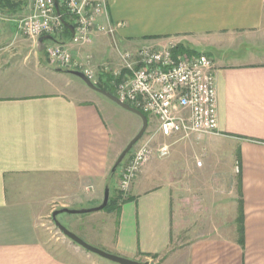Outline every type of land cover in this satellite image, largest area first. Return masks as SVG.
<instances>
[{"label": "crops", "instance_id": "1", "mask_svg": "<svg viewBox=\"0 0 264 264\" xmlns=\"http://www.w3.org/2000/svg\"><path fill=\"white\" fill-rule=\"evenodd\" d=\"M103 2L98 22L115 25L114 36L97 30L81 45L64 28L52 44L78 60L91 55L100 81L107 80L101 66L121 65L117 46L183 43L206 54L217 71L219 128L203 136L211 156L205 168L181 169L188 180L180 184L153 157L127 199L89 217L65 215L63 223L96 247L149 264H264V57L254 52L264 45V0ZM32 8L13 0L0 9L8 16L0 17V264H115L49 220L58 207L99 206L116 159L99 105L67 92L70 73L19 31ZM15 66L17 78L9 73ZM216 177L228 191L218 208L209 190ZM188 182L191 194L206 199L190 211L180 200Z\"/></svg>", "mask_w": 264, "mask_h": 264}, {"label": "built area", "instance_id": "2", "mask_svg": "<svg viewBox=\"0 0 264 264\" xmlns=\"http://www.w3.org/2000/svg\"><path fill=\"white\" fill-rule=\"evenodd\" d=\"M32 11L18 22L19 31L28 38L44 35L54 38L65 28L60 8L71 18L74 26L73 41L85 45L93 40L95 31L114 36L116 26L99 24L103 14V0H30ZM56 41V40H53ZM178 44H144L137 49L117 46L121 65L112 69L101 66L100 76L112 75L109 81L115 95L123 102L153 115L158 132L164 137L174 135L204 136L218 132L217 71L212 59L204 53L176 52ZM50 64L63 70L84 72L94 83L99 77L93 68L92 56L76 59L63 45L46 46ZM152 140L142 142L132 157L121 166L118 188L126 198L133 182L155 154ZM162 156L170 153L167 143L158 147ZM203 165L202 160L197 161Z\"/></svg>", "mask_w": 264, "mask_h": 264}, {"label": "rangeland", "instance_id": "3", "mask_svg": "<svg viewBox=\"0 0 264 264\" xmlns=\"http://www.w3.org/2000/svg\"><path fill=\"white\" fill-rule=\"evenodd\" d=\"M6 10V9H5ZM7 11V10H6ZM0 17H8V16H0ZM23 35V34H22ZM24 38H28L25 35H23ZM254 40V38L252 39ZM48 44H52L53 42L50 39L45 40ZM248 42H251V40H248ZM249 46L244 45L243 50H247ZM252 47V46H250ZM255 50L254 52L256 53L257 56L259 57H264V45L254 47ZM252 52V51H251ZM11 76H15L17 78L18 74L20 73V70L16 68V66L13 68V71L11 70L10 72ZM32 73V72H31ZM27 75L24 72V76ZM33 76V75H32ZM68 79H71V86L68 87L66 85H63L65 87V90L75 96L76 98H92L101 108L103 115L111 129L112 133V147H111V154L112 157L117 160L121 152L125 149V147L128 145V143L139 133L142 127V119L141 117L114 102L104 94L91 89L88 87L83 80H81L79 77L69 74ZM36 78H30V81H34ZM18 80H24V78H19ZM57 83L60 82L56 80ZM84 91V92H83ZM150 118L149 126L146 132L144 133L143 137L138 141V143L132 148L130 153L126 156L124 161L121 163V165L118 167L117 171L114 173V176L112 179L108 181V185L103 186L102 188V195L104 200L105 197V191L107 186L110 187V199L112 200H123L127 199L122 198L121 192L118 188V183L120 179V170L121 166L129 160L135 149L142 143L146 142L147 140L151 139L152 144L154 146L155 154L153 155V160H156V163H160L165 167L167 170H170V176L181 184L184 182V180H188V176H184V172H180L181 169L185 170L187 166L191 165L192 163H197L198 160H202L204 166H201L200 169H204L207 159H209V156L204 144V139L203 136H190V137H184L182 135H174L172 137H164L162 136L157 130H158V123L155 120V117L151 114H148ZM167 143L170 145V153L166 156H162L159 154L157 151L158 147L161 146L162 144ZM209 156V157H208ZM214 155H212L213 157ZM115 160V161H116ZM151 161V160H150ZM159 164V165H160ZM225 167H217V169L223 170ZM142 172V171H141ZM140 172V173H141ZM220 173V172H219ZM167 174V173H166ZM221 175V174H220ZM169 177V176H168ZM220 178V177H219ZM222 179V178H221ZM218 177L216 179L214 178L211 180L209 183L210 187L209 190H214L215 192V197L211 199L210 202H212V207L216 206L218 208V202H220L219 196L221 195L223 199L221 200L224 202V196L228 195L227 188L225 187V181L222 184H218ZM205 180L203 181L201 189H207L208 188V183ZM183 195L180 197L181 204H184L186 208H188V211H190L191 206H195L198 203L204 201L206 202L205 198H202L203 194H199V198L197 197L196 194H191L190 190V185L189 182L183 185ZM101 202V204H102ZM216 203V205L214 204ZM205 204V203H204ZM85 208V207H82ZM79 208V209H82ZM87 208V207H86ZM110 208V207H109ZM105 208V209H109ZM57 209H62L61 207L56 208ZM75 209V208H73ZM97 214L95 213H87V214H60L59 215V220L63 223L66 218H68L65 215H70V216H75V215H81L80 217H89L90 215ZM52 216V215H51ZM49 217V220L52 221V217ZM57 228V227H56ZM58 229V228H57ZM95 257L103 260V261H108L110 263H115V264H120L117 262H112L108 260L107 258H102L97 254H93Z\"/></svg>", "mask_w": 264, "mask_h": 264}, {"label": "water", "instance_id": "4", "mask_svg": "<svg viewBox=\"0 0 264 264\" xmlns=\"http://www.w3.org/2000/svg\"><path fill=\"white\" fill-rule=\"evenodd\" d=\"M56 2H57V0H56ZM57 11L59 13L61 12L59 5H58V2H57ZM64 24L71 29V31L74 35V26L67 23L66 21H64ZM47 39L55 40V38L51 35H44V36L40 37L38 44H39V49L41 51L46 49V45H45L44 41ZM60 70H63V69H60ZM63 71H66L72 75L79 77L91 89L96 90V91L104 94L105 96H107L108 98H110L111 100H113L114 102H116L117 104L122 106L123 108L130 110V111L138 114L141 117L142 122H143L141 130L128 143V145L125 147V149L121 152V154L117 158V160H116V162H115V164L111 170L112 173H115L117 171L118 167L121 165V163L126 158V156L130 153V151L138 143V141H140V139L143 137L144 133L148 129V126H149L148 117L140 109L135 108L132 105L121 101L114 93L99 87L84 72L79 71V70H63ZM109 201H110V187L107 186L106 191H105L104 200H103L102 204H100L99 206L91 207V208H82V209H71V208L57 209L53 212L52 219H53L54 223L56 224V226L62 231V233H64L72 241H74L75 243H77L78 245L82 246L83 248H85L86 250H88L90 252L96 253L102 257H105V258L110 259L112 261L118 262L120 264H149V262H141V261H137L134 259L127 258V257H122L119 255L109 253V252H107V251H105L99 247H96V246L88 243L86 240H84L82 237H80L78 234H76L74 231H72L69 226L62 223L58 218L59 215L63 214V213L86 214V213H90V212H97V211L105 209L107 207Z\"/></svg>", "mask_w": 264, "mask_h": 264}, {"label": "trees", "instance_id": "5", "mask_svg": "<svg viewBox=\"0 0 264 264\" xmlns=\"http://www.w3.org/2000/svg\"><path fill=\"white\" fill-rule=\"evenodd\" d=\"M11 7H13V0H0V9H8V8H11ZM61 13H62L63 21H66L67 23L72 25V21L69 19L70 17L65 13V11L63 9H61ZM65 30H66L68 35L72 34V31H71V29L69 27L65 26ZM55 40H58V38L55 37ZM175 51L176 52L188 51L190 53H199L198 51L193 50L192 48H190L189 46H187V45H185L183 43L178 44ZM111 79H112V75L108 74L107 75V80L106 81H99L97 83V85L99 87H101V88H103V89H105L107 91H110V92L115 94L113 87L109 83V81ZM144 114L148 117L149 122H150V118H149L148 113L144 112ZM113 176H114V173L111 172L110 175H109V179H112ZM116 202H117V200L110 199V201H109V203H108L106 208L111 207Z\"/></svg>", "mask_w": 264, "mask_h": 264}]
</instances>
